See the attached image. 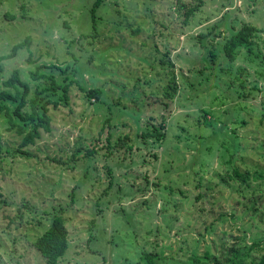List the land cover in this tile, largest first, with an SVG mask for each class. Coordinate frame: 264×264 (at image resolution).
<instances>
[{
    "label": "rangeland",
    "instance_id": "obj_1",
    "mask_svg": "<svg viewBox=\"0 0 264 264\" xmlns=\"http://www.w3.org/2000/svg\"><path fill=\"white\" fill-rule=\"evenodd\" d=\"M94 1L0 0V55L28 36L0 61V90L14 69L27 98L49 85L37 68L73 81L33 144L20 149L0 114V264H45L33 242L54 209L69 239L58 264L258 258L264 180L233 168L264 169V0H102L96 28ZM181 3L198 5L186 22ZM243 23L258 29L229 60L223 42ZM160 125L162 139L142 135Z\"/></svg>",
    "mask_w": 264,
    "mask_h": 264
},
{
    "label": "trees",
    "instance_id": "obj_2",
    "mask_svg": "<svg viewBox=\"0 0 264 264\" xmlns=\"http://www.w3.org/2000/svg\"><path fill=\"white\" fill-rule=\"evenodd\" d=\"M101 2L102 0H95L91 6V20L94 28H96L98 19L96 17V10ZM197 7L198 5L187 6L182 4L185 22L188 17L194 13ZM257 29L258 28H256L253 24L243 23L240 28L232 30L229 35L225 37L222 50L229 60L235 59L241 47L250 45ZM200 35L202 36L204 34ZM27 38L23 42L15 44L10 54L0 55V61L13 56L18 48L23 47L27 43ZM214 56L215 54L211 52L210 57L214 58ZM37 70L31 73L32 78L38 79L43 77L49 82V85L48 87L42 88L38 91L36 90L33 97L27 98L29 86L26 82L20 79L18 69H14L9 77L2 82L6 88L0 90V114H4L8 118L10 129H15L17 133L22 135V140L19 145L20 149L24 146L33 144L40 136L41 130H50L51 118L48 115V106L51 104L53 107H57L61 102H67V91L71 83H73V81L70 80V82L61 85L57 82L53 75L39 73ZM1 71L2 66L0 64V73ZM168 81L169 83L164 86V92H162V95L172 99L177 90L174 75H172ZM168 87L171 91L167 90ZM79 88L85 92L88 97H94L96 101L100 100L102 94L101 89L84 88L82 86H79ZM59 89L62 90V95L58 98H53L52 96L56 94ZM42 92H44L43 96ZM248 94L249 92L242 93L241 95L247 96ZM27 105H29L30 110L22 111L23 107ZM164 106L166 107L167 104L164 103ZM242 122L244 121L242 120ZM161 128L162 125H160L159 128H153V130L145 134L143 133L142 135L145 137L155 138L156 140L162 139V137H164V133L161 131ZM237 146L239 147V144ZM231 155L233 156V154ZM233 173L240 179L241 183L245 185L249 184L250 178L254 181L264 180V169L254 168L252 171L248 169L245 171H239L237 167H234ZM3 202L4 200L2 199V193L0 191V205ZM61 211V209H54L50 213V223L33 242L35 248L44 258L45 264H58L59 259L66 253L69 246L68 230ZM253 244L254 243L249 246L248 250L253 249ZM248 250L246 252V257L250 256ZM205 255L208 256L209 254L206 253ZM156 257H158L157 254L152 255L150 253H145L143 255V262L138 264H155ZM190 259L192 260L191 264H198L200 262V258L198 257H191ZM238 264H264V253H261L258 258H252L247 262L245 259L241 261L239 260Z\"/></svg>",
    "mask_w": 264,
    "mask_h": 264
}]
</instances>
